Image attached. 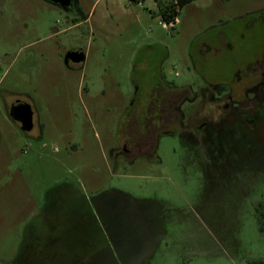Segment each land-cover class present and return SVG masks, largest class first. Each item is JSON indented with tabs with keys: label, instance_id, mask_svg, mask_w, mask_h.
<instances>
[{
	"label": "rangeland",
	"instance_id": "1",
	"mask_svg": "<svg viewBox=\"0 0 264 264\" xmlns=\"http://www.w3.org/2000/svg\"><path fill=\"white\" fill-rule=\"evenodd\" d=\"M172 2L77 0L82 21L0 0V264H264V137L196 147L171 131L112 151L134 81L155 99L162 78L232 81L264 53V0H192L166 24ZM74 49L85 59L67 66ZM16 101L39 113L29 132Z\"/></svg>",
	"mask_w": 264,
	"mask_h": 264
},
{
	"label": "flooded vegetation",
	"instance_id": "2",
	"mask_svg": "<svg viewBox=\"0 0 264 264\" xmlns=\"http://www.w3.org/2000/svg\"><path fill=\"white\" fill-rule=\"evenodd\" d=\"M83 61L68 59L64 64L79 65ZM160 81L161 92H157L155 99L151 96L154 89L148 87L143 97L138 81L133 82L134 96L123 117L125 127L113 153L135 156L154 151L160 135L171 131L196 147L214 142L224 130L235 133L234 136L237 133L254 145H259L264 137V53L250 65L244 78L237 76L232 81L208 83L197 89L190 85L174 86L163 78ZM13 104L7 106V115L20 128V123L12 118ZM29 105L33 127L34 122H39V113L34 104Z\"/></svg>",
	"mask_w": 264,
	"mask_h": 264
},
{
	"label": "water",
	"instance_id": "3",
	"mask_svg": "<svg viewBox=\"0 0 264 264\" xmlns=\"http://www.w3.org/2000/svg\"><path fill=\"white\" fill-rule=\"evenodd\" d=\"M52 5L58 6L65 11H73V0H44ZM71 59L73 62L84 60L82 52L69 51L65 54L64 61ZM12 118L20 123L22 131H29L32 128V110L28 103L16 101L11 106Z\"/></svg>",
	"mask_w": 264,
	"mask_h": 264
},
{
	"label": "trees",
	"instance_id": "4",
	"mask_svg": "<svg viewBox=\"0 0 264 264\" xmlns=\"http://www.w3.org/2000/svg\"><path fill=\"white\" fill-rule=\"evenodd\" d=\"M190 1H192V0H174V2H172L169 7L161 10L160 13H161V18L163 19V22L166 24L173 23L175 18H176V14H177L178 9ZM76 4H77V0H73V10H75L77 13H80L79 12L80 9L78 6H76ZM80 17L82 19L86 18L85 14H83V13H80ZM257 221H258L259 231L261 233H264L263 221L261 219H258ZM250 264H254V263H250Z\"/></svg>",
	"mask_w": 264,
	"mask_h": 264
},
{
	"label": "crops",
	"instance_id": "5",
	"mask_svg": "<svg viewBox=\"0 0 264 264\" xmlns=\"http://www.w3.org/2000/svg\"><path fill=\"white\" fill-rule=\"evenodd\" d=\"M85 16H86L85 19H82V18H81L82 21H85V20L88 18V15L85 14ZM31 104H33V103H31ZM29 136L33 137L35 140H39V139L37 138V135H35V134H34V135H33V134H30Z\"/></svg>",
	"mask_w": 264,
	"mask_h": 264
},
{
	"label": "built area",
	"instance_id": "6",
	"mask_svg": "<svg viewBox=\"0 0 264 264\" xmlns=\"http://www.w3.org/2000/svg\"><path fill=\"white\" fill-rule=\"evenodd\" d=\"M175 21V20H174Z\"/></svg>",
	"mask_w": 264,
	"mask_h": 264
}]
</instances>
